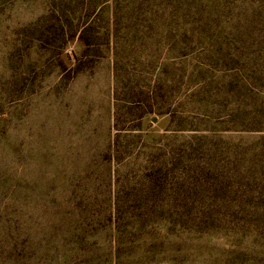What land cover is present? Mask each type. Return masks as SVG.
<instances>
[{"label":"rangeland","instance_id":"374dc122","mask_svg":"<svg viewBox=\"0 0 264 264\" xmlns=\"http://www.w3.org/2000/svg\"><path fill=\"white\" fill-rule=\"evenodd\" d=\"M0 264H264V0H0Z\"/></svg>","mask_w":264,"mask_h":264}]
</instances>
